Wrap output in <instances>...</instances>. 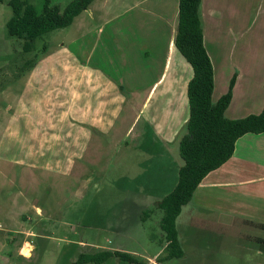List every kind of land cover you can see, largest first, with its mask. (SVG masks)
I'll return each instance as SVG.
<instances>
[{
	"label": "rangeland",
	"instance_id": "1",
	"mask_svg": "<svg viewBox=\"0 0 264 264\" xmlns=\"http://www.w3.org/2000/svg\"><path fill=\"white\" fill-rule=\"evenodd\" d=\"M8 1L0 0V264H72L80 254L103 251L129 254L136 264H213L194 253L189 262L165 259L160 213L143 215L153 208L146 197L169 185L156 173L173 172L178 142L171 140L169 160L135 151L136 130L124 135L129 105L83 54L88 33L97 38L130 27L132 0H117L103 23L96 0L93 17L81 13L28 51L7 34ZM26 1L41 13L43 0ZM71 1L49 0L60 11ZM217 2L225 10L233 0ZM260 7L249 10L250 33L264 19ZM25 244L28 257L21 253ZM102 264L131 263L113 257Z\"/></svg>",
	"mask_w": 264,
	"mask_h": 264
},
{
	"label": "crops",
	"instance_id": "2",
	"mask_svg": "<svg viewBox=\"0 0 264 264\" xmlns=\"http://www.w3.org/2000/svg\"><path fill=\"white\" fill-rule=\"evenodd\" d=\"M99 2L98 21L103 23L106 16H114L118 2ZM91 4L81 13L93 17ZM215 4L201 0L200 5L203 45L213 69L212 101L227 92L233 78L225 117L258 115L264 108V19L250 33L248 14L257 4L264 15V0H233L225 10ZM131 9L134 14L125 31H99L97 38L85 35L83 54L106 71L107 84L121 104L129 105L125 117L131 123L124 135L136 130L133 149L156 161L169 160L171 140L179 144L184 135L177 132L188 120L186 91L192 78L190 65L174 43L178 0H132ZM85 38L90 41L85 43ZM171 117L178 121V130L171 128ZM180 165L177 158L172 173H156L162 186L169 185L160 195L146 197L150 206L172 191ZM176 230L183 263L193 261L194 253L213 264H264V133L236 141L230 159L201 181L182 208Z\"/></svg>",
	"mask_w": 264,
	"mask_h": 264
},
{
	"label": "trees",
	"instance_id": "3",
	"mask_svg": "<svg viewBox=\"0 0 264 264\" xmlns=\"http://www.w3.org/2000/svg\"><path fill=\"white\" fill-rule=\"evenodd\" d=\"M93 0H72L60 11L43 0L41 13L26 0H9L11 17L5 28L9 37L23 41V50L46 33L69 27L73 20ZM201 0H178V22L175 47L190 65L192 78L187 84L188 120L186 133L178 144L181 165L177 181L170 193L156 202L144 217L159 212V230L165 244L166 260L181 258L183 251L178 242L176 219L189 203L201 181L212 171L227 162L233 154L236 141L246 134L264 133V108L258 115L229 120L224 113L234 85L232 78L227 92L216 102L212 101L213 69L203 45L200 15ZM136 264L135 258L121 252L80 254L72 264H102L110 258Z\"/></svg>",
	"mask_w": 264,
	"mask_h": 264
},
{
	"label": "bare ground",
	"instance_id": "4",
	"mask_svg": "<svg viewBox=\"0 0 264 264\" xmlns=\"http://www.w3.org/2000/svg\"><path fill=\"white\" fill-rule=\"evenodd\" d=\"M21 253H22L24 256L28 257V256H29V253H30V245L25 244V245H24V248L21 250Z\"/></svg>",
	"mask_w": 264,
	"mask_h": 264
}]
</instances>
